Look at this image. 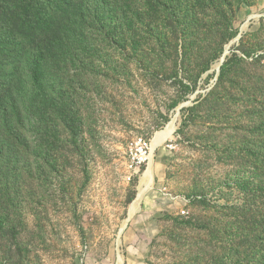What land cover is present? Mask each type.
<instances>
[{
  "label": "rangeland",
  "instance_id": "rangeland-1",
  "mask_svg": "<svg viewBox=\"0 0 264 264\" xmlns=\"http://www.w3.org/2000/svg\"><path fill=\"white\" fill-rule=\"evenodd\" d=\"M116 1L133 24L63 36L70 128L30 129L0 264H262L264 0ZM170 124L132 173V142Z\"/></svg>",
  "mask_w": 264,
  "mask_h": 264
},
{
  "label": "trees",
  "instance_id": "trees-1",
  "mask_svg": "<svg viewBox=\"0 0 264 264\" xmlns=\"http://www.w3.org/2000/svg\"><path fill=\"white\" fill-rule=\"evenodd\" d=\"M116 2L0 0V195L9 188L10 176L24 171L27 154L31 156L24 155L32 148L30 129L46 137L58 131V111L70 128L73 103L58 106L63 101L59 92L66 87L58 65L66 62L71 45L63 36L82 35L89 27L112 29L116 12L127 28L137 18L135 9Z\"/></svg>",
  "mask_w": 264,
  "mask_h": 264
},
{
  "label": "built area",
  "instance_id": "built-area-1",
  "mask_svg": "<svg viewBox=\"0 0 264 264\" xmlns=\"http://www.w3.org/2000/svg\"><path fill=\"white\" fill-rule=\"evenodd\" d=\"M171 149V148H170ZM151 156V144L143 137H139L130 146L129 169L137 174L142 165L148 164Z\"/></svg>",
  "mask_w": 264,
  "mask_h": 264
},
{
  "label": "bare ground",
  "instance_id": "bare-ground-1",
  "mask_svg": "<svg viewBox=\"0 0 264 264\" xmlns=\"http://www.w3.org/2000/svg\"><path fill=\"white\" fill-rule=\"evenodd\" d=\"M173 118H174V117H173ZM175 119H176V118H175ZM165 126H166V125H165ZM173 129H174V127H173L172 124L168 125V127H167L166 130H165V132L159 134V135H163L162 137H158V138H160V140H158L157 143H153L154 145H152V149H151V151L154 150V148L158 146V144L160 143L161 140L163 141V139H164L165 137L170 136V135L173 133ZM161 138H162V139H161ZM154 141H155V140H154ZM153 147H154V148H153ZM150 168H151V167H150ZM148 179H150V174H149V178H148ZM148 191H149V190H148ZM142 192H144V190H141V191H140V194H141ZM138 197H139V195H138ZM140 198H141V196L139 197V200H140Z\"/></svg>",
  "mask_w": 264,
  "mask_h": 264
},
{
  "label": "water",
  "instance_id": "water-1",
  "mask_svg": "<svg viewBox=\"0 0 264 264\" xmlns=\"http://www.w3.org/2000/svg\"><path fill=\"white\" fill-rule=\"evenodd\" d=\"M226 53H228V51H227ZM224 59H225V56L222 58L221 63L224 62ZM219 70H220V67L218 68V71H219Z\"/></svg>",
  "mask_w": 264,
  "mask_h": 264
}]
</instances>
